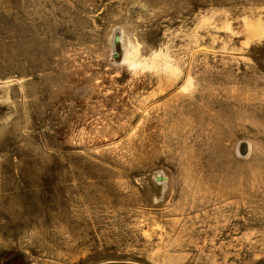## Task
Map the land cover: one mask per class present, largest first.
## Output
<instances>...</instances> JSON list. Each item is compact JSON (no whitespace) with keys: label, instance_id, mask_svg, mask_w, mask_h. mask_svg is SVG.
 <instances>
[{"label":"rangeland","instance_id":"374dc122","mask_svg":"<svg viewBox=\"0 0 264 264\" xmlns=\"http://www.w3.org/2000/svg\"><path fill=\"white\" fill-rule=\"evenodd\" d=\"M0 264H264V0H0Z\"/></svg>","mask_w":264,"mask_h":264},{"label":"water","instance_id":"95a60500","mask_svg":"<svg viewBox=\"0 0 264 264\" xmlns=\"http://www.w3.org/2000/svg\"><path fill=\"white\" fill-rule=\"evenodd\" d=\"M116 40H119V36L116 37Z\"/></svg>","mask_w":264,"mask_h":264}]
</instances>
